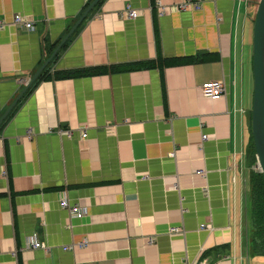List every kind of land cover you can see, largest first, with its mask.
<instances>
[{
  "label": "crops",
  "instance_id": "1",
  "mask_svg": "<svg viewBox=\"0 0 264 264\" xmlns=\"http://www.w3.org/2000/svg\"><path fill=\"white\" fill-rule=\"evenodd\" d=\"M91 1L0 0V117ZM181 1L95 4L44 67L70 76L31 83L2 120L0 264H256L264 257L251 253L249 189L260 170L252 94L243 88L255 0H202L178 10ZM126 4L136 17L122 15ZM14 13L34 19V29L14 25ZM190 55L210 61H159ZM145 63L153 64L131 69ZM213 79L226 90L211 100L201 85ZM62 197L85 215L70 216ZM32 235L49 250L26 247Z\"/></svg>",
  "mask_w": 264,
  "mask_h": 264
},
{
  "label": "water",
  "instance_id": "2",
  "mask_svg": "<svg viewBox=\"0 0 264 264\" xmlns=\"http://www.w3.org/2000/svg\"><path fill=\"white\" fill-rule=\"evenodd\" d=\"M98 0H92L82 15L72 25L70 30L55 47L51 55L37 69L33 76L27 81L17 97L0 117V123L10 110L17 104L26 89L37 78L47 63L52 59L61 45L74 31L87 13L94 7ZM251 132L256 153L257 164L263 175L264 181V0H259L255 11L252 29V105H251Z\"/></svg>",
  "mask_w": 264,
  "mask_h": 264
},
{
  "label": "built area",
  "instance_id": "3",
  "mask_svg": "<svg viewBox=\"0 0 264 264\" xmlns=\"http://www.w3.org/2000/svg\"><path fill=\"white\" fill-rule=\"evenodd\" d=\"M201 1L202 0H183L180 3H178L175 8L178 10H191V9H196L199 8L201 5ZM138 11L134 8H132L129 4H126L124 9L122 10V15L129 17V18H134L137 16ZM12 23L14 25H17V27H20L22 29L25 30H33L34 29V25H35V21L32 18H29L25 15H22L20 13H14L13 14V18H12ZM4 26L3 21H0V28ZM201 92L202 95L214 100L217 98L222 97L225 94V85L224 82L222 80H209L204 82L201 85ZM85 125H79L77 126V130L80 132V136L81 137H85L87 132L85 129ZM62 134L65 135H70L71 130L66 128L61 130ZM207 135L206 134H202V139H206ZM204 171L203 170H196L195 174H203ZM60 205L63 209H66L70 216L76 217V218H82L85 213H86V208L79 205V204H71L67 198L62 197L60 198ZM207 225H205L204 223L201 224L199 227L202 229L203 227H206ZM170 233H175L180 231L179 227H170L169 228ZM150 241L153 240V237H150L149 239ZM71 245H67L64 246V249H71L72 247H70ZM26 247L31 248V249H43V250H49L48 246H46V244L44 242L39 241L36 238V235H32L31 237L27 238L26 241ZM183 264H208L206 259H202V260H193V261H184Z\"/></svg>",
  "mask_w": 264,
  "mask_h": 264
},
{
  "label": "trees",
  "instance_id": "4",
  "mask_svg": "<svg viewBox=\"0 0 264 264\" xmlns=\"http://www.w3.org/2000/svg\"><path fill=\"white\" fill-rule=\"evenodd\" d=\"M103 0H98L96 4H101ZM259 2V0H258ZM257 0L254 1L255 8L257 6ZM68 40V39H67ZM67 40L61 45V47H65L67 44ZM56 47V45H55ZM52 49L51 53L55 49ZM50 53V55H51ZM49 55V56H50ZM57 53L52 57V60L55 59ZM161 66L165 65H184L188 62H205L210 61V58L207 56H201L200 58L196 56H179V57H172L167 60H159ZM153 63H145V64H138L131 69H139L146 66H152ZM82 71H80L81 73ZM94 71H90L92 73ZM69 72H53L47 73L45 69H43L37 78L32 82L33 86L35 87L40 81L43 80H50V79H58V78H66L69 77ZM31 84V85H32ZM30 85V86H31ZM29 86V87H30ZM29 87L24 92V94L29 91ZM31 91V90H30ZM250 119H251V112H250ZM255 152L253 151V155ZM249 196H250V204H251V218H252V227H253V236L251 240V253L253 256L264 255V181L262 173L253 174L250 180V189H249Z\"/></svg>",
  "mask_w": 264,
  "mask_h": 264
},
{
  "label": "rangeland",
  "instance_id": "5",
  "mask_svg": "<svg viewBox=\"0 0 264 264\" xmlns=\"http://www.w3.org/2000/svg\"><path fill=\"white\" fill-rule=\"evenodd\" d=\"M257 2H258V0H257ZM256 8H257V6H256ZM251 72H252V68H251V64H250L248 67V74H246V77H245L244 83H243V88H244V93H245L244 95H246L248 97H250V94H252V73ZM251 98H252V96H251ZM246 221L249 222V218H247ZM251 222H252V218H251ZM254 257H257V256H254ZM256 264H264V257L259 258L258 262Z\"/></svg>",
  "mask_w": 264,
  "mask_h": 264
}]
</instances>
